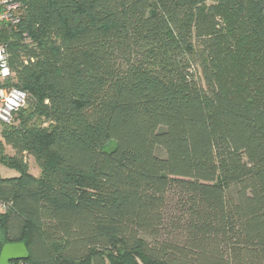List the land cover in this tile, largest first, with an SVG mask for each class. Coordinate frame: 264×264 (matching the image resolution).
Here are the masks:
<instances>
[{
  "label": "trees",
  "instance_id": "16d2710c",
  "mask_svg": "<svg viewBox=\"0 0 264 264\" xmlns=\"http://www.w3.org/2000/svg\"><path fill=\"white\" fill-rule=\"evenodd\" d=\"M19 2L0 29L27 94L0 124V164L19 173L0 176V250L264 264V0Z\"/></svg>",
  "mask_w": 264,
  "mask_h": 264
},
{
  "label": "built area",
  "instance_id": "2783aa9c",
  "mask_svg": "<svg viewBox=\"0 0 264 264\" xmlns=\"http://www.w3.org/2000/svg\"><path fill=\"white\" fill-rule=\"evenodd\" d=\"M22 10L19 0H0V22L16 27L20 22ZM13 73L9 64V55L5 45H0V124H12L16 113L26 105L27 94L11 86ZM11 203L0 200V215L5 213ZM13 264H26L18 261Z\"/></svg>",
  "mask_w": 264,
  "mask_h": 264
},
{
  "label": "rangeland",
  "instance_id": "374dc122",
  "mask_svg": "<svg viewBox=\"0 0 264 264\" xmlns=\"http://www.w3.org/2000/svg\"><path fill=\"white\" fill-rule=\"evenodd\" d=\"M154 9H155V7H154V5H152L150 10H154ZM4 28H6V25L4 23L0 22V29H4ZM195 76H196V79L198 81V84L203 88H207L206 83L204 82L203 76H202L199 69L196 70ZM12 124H17V120H15V118H14ZM0 131H1V125H0ZM6 153L9 155H13V152H12L11 148H9V147H6ZM27 160L29 162V173L34 177H38L39 173H40L39 169L36 167L33 160H29V159H27ZM0 176L4 179H11V178H17L19 176V173L13 168H8V167H5L4 165L0 164Z\"/></svg>",
  "mask_w": 264,
  "mask_h": 264
},
{
  "label": "water",
  "instance_id": "95a60500",
  "mask_svg": "<svg viewBox=\"0 0 264 264\" xmlns=\"http://www.w3.org/2000/svg\"><path fill=\"white\" fill-rule=\"evenodd\" d=\"M28 258L29 253L23 243L4 244L0 250V264H13Z\"/></svg>",
  "mask_w": 264,
  "mask_h": 264
}]
</instances>
